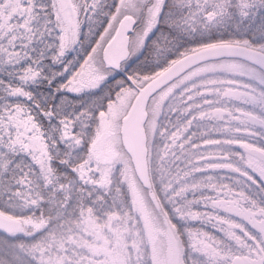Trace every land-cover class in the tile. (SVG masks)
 <instances>
[{
	"label": "snow or ice",
	"instance_id": "6c2138e0",
	"mask_svg": "<svg viewBox=\"0 0 264 264\" xmlns=\"http://www.w3.org/2000/svg\"><path fill=\"white\" fill-rule=\"evenodd\" d=\"M0 264H264V0H0Z\"/></svg>",
	"mask_w": 264,
	"mask_h": 264
}]
</instances>
